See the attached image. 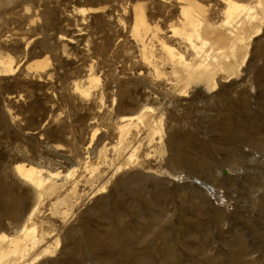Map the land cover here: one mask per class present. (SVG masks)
<instances>
[{"label":"rangeland","instance_id":"374dc122","mask_svg":"<svg viewBox=\"0 0 264 264\" xmlns=\"http://www.w3.org/2000/svg\"><path fill=\"white\" fill-rule=\"evenodd\" d=\"M198 1L210 9V24L220 26L224 7L217 5L219 1ZM139 5L150 25L146 45L156 59L167 57L162 43L192 59L188 45L173 33L181 27L176 0H0V58L11 57L15 67L20 65L13 74L0 75V233L15 235L37 206L36 189L15 172V166L26 164L59 173L63 185L61 192L40 201L33 220L50 233L48 244L54 247L60 241L58 249L38 264L76 260L72 253L84 229L107 243L120 222L128 226L125 237L137 239L136 246H129L133 252L160 246L144 229L150 216L135 208L122 214L114 204L157 205L158 196L168 198L167 218L177 227L181 197L188 202L197 196L194 204L203 206L202 213L192 217L205 222L206 230L193 226L185 235L172 229L160 236L174 249L177 264H237V249L242 264H264V131L252 137L247 127L238 126L245 101L252 112L260 108L264 129V29L251 41L236 79L227 82L220 75L215 91L203 83L192 84L183 98L174 94V78L173 83L158 80L143 60V45L134 34ZM44 58L49 59L44 72L27 69ZM166 72L170 77L171 70ZM90 75L100 82L91 83ZM142 84L153 86L156 93L150 97ZM76 85L90 88L91 96L82 97ZM144 107L163 118L162 143L157 139L150 144L142 131L134 143L142 144L141 160L150 159L149 164L118 174L98 195L109 177L89 182L84 159L89 155L95 162L98 149L116 144L122 118ZM222 112L232 126L227 134H214L213 121L221 123ZM95 132L99 134L93 139ZM194 135L217 160H228L223 164L227 176L216 177L213 167L190 173L187 163L175 165L180 154L188 163L197 157ZM108 156L114 158L113 152ZM74 170V177L66 181ZM138 175L147 176L148 182L136 189ZM68 195L69 206L64 202ZM151 229L159 234L157 225ZM198 244L205 248L198 250ZM121 245H116L119 255L125 252ZM101 257L111 261L107 252ZM159 263L169 264L164 256Z\"/></svg>","mask_w":264,"mask_h":264},{"label":"bare ground","instance_id":"6f19581e","mask_svg":"<svg viewBox=\"0 0 264 264\" xmlns=\"http://www.w3.org/2000/svg\"><path fill=\"white\" fill-rule=\"evenodd\" d=\"M218 1L217 5L224 7L222 10L224 21L220 26L213 27L208 20L209 8L201 4L198 0H176L180 9L181 27L173 28V33L181 37L188 45V49L194 54L192 59H187L173 47L162 43V48L167 54V57L166 59L158 61L145 41L146 35L150 30V25L146 19L145 8L142 5L135 8L136 22L134 34L143 45L144 62L147 64V67L153 68L155 78L158 80L163 81L166 79L168 83H173L171 77L174 78L175 83L172 85L174 94H178L180 97L186 98L190 86L195 83H203L209 91H215L220 75L225 76L227 82L236 79L249 57L251 41L263 32V0H254L251 4L240 3L236 0ZM86 11L85 9L81 10L83 13ZM142 30H144V33ZM48 65L49 59L44 58L28 64L27 69L40 73L44 72ZM19 67L20 65L14 66V59L11 57L0 58L1 76L13 74ZM167 69L171 70L170 77L166 72ZM89 80L91 83L100 82L93 75L89 76ZM142 85L150 97L156 93L153 86ZM76 92L85 98L91 96V89L80 85H76ZM240 108L241 115L238 116V126L241 128L247 127L252 137L261 135L264 129L261 127L263 122L261 121L260 108L257 107L252 112L246 106L245 101L241 102ZM156 115L157 110L144 107L131 117H123L121 124L117 128L118 138L116 144L112 145L110 149L107 145L98 149L94 153L95 162L92 161L89 155L84 159V171L89 176V182L104 179V176L109 177L108 181L98 190V195L106 192V184L118 174L149 164L150 159H146V161L144 159L141 160L140 152L142 144L138 143V146H136L134 141L138 139L142 131H146V139L149 140L150 144L157 139L162 143L163 118H157ZM220 116L224 120L221 123H215L213 121L212 132L214 134H227L232 123L226 121L225 113H220ZM134 130L136 132L135 135L133 134ZM98 134V132H95L93 139ZM191 137L192 144L197 146V157L193 162L188 163V159L185 158L186 156L180 154L175 165L183 167L182 165L187 163L190 173L191 171L207 170L213 167L217 170L216 177L227 176L229 170H223V164L226 165L228 160L225 158L223 162L217 160L207 147L202 146V141L199 137L196 135ZM212 146L216 150H219V144L217 142L212 143ZM255 148L258 150L261 149L258 143L255 144ZM109 151L113 152L114 158H109ZM146 157L149 158L150 155ZM224 171L225 173H223ZM15 172L21 180L29 183L36 189L38 203L27 217L26 223L21 230L15 235L10 236L5 233H0V264H38L58 249L60 241L57 240L54 247L48 244L47 239L51 236L50 233H46L33 220L38 213L40 201L51 198L53 195L61 192L63 185L59 184V173L45 171L39 166L19 164L15 166ZM75 173L76 170L70 172L66 176V181L73 178ZM137 177L139 186H136V189L140 187L141 183L148 182L147 176L143 177L138 175ZM73 192H75V189ZM142 197L136 196L138 199H142ZM69 198L70 195L66 196L64 200L68 206L70 205ZM195 198L197 196L189 197V201L187 202V198L181 197L178 205V209L182 213L180 215L179 227H177L174 221L167 218L169 204L168 198L164 196H158L159 204L157 205L151 204L152 201L150 203L144 201V203H141L137 207H131L129 204L123 205L122 203L115 202L117 211L122 214L124 213L123 211L128 212V209L132 210L135 208L134 210L139 209V212L146 213L150 216L149 224H145L144 229H148L151 238L158 240L161 243L160 246L152 248L150 245H146V248L142 251L133 252L129 246H136L137 239L132 236L125 237L128 226L120 222L118 224V230L113 231L107 243L102 242L100 234L94 235L87 229H84L82 232V240L79 241V244H77L72 253L76 257V260H65L61 264H96L100 261L103 264H160L159 260L163 256L169 264H177L178 258L174 249L166 238L160 236L172 229H179L185 235L187 231H191L193 226L206 230L207 224L205 222H201L199 219L192 217V215L201 214L203 209L202 205L194 204ZM150 225H157L159 234H155ZM119 242L122 243V249H125V252L120 255L116 246ZM204 248L205 246L198 244V250H203ZM105 252L109 254L111 261L109 258L101 257ZM204 253L205 250L203 251ZM235 257L236 263L242 264L241 259L243 256L240 250L237 249L235 251ZM53 264H58V262H53Z\"/></svg>","mask_w":264,"mask_h":264}]
</instances>
